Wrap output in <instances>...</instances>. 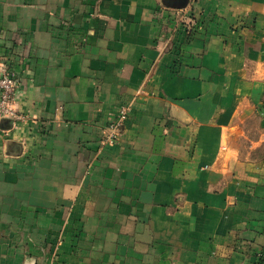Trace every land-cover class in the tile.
Returning <instances> with one entry per match:
<instances>
[{
    "label": "crops",
    "instance_id": "1",
    "mask_svg": "<svg viewBox=\"0 0 264 264\" xmlns=\"http://www.w3.org/2000/svg\"><path fill=\"white\" fill-rule=\"evenodd\" d=\"M177 1L0 0V264H264V0Z\"/></svg>",
    "mask_w": 264,
    "mask_h": 264
},
{
    "label": "built area",
    "instance_id": "2",
    "mask_svg": "<svg viewBox=\"0 0 264 264\" xmlns=\"http://www.w3.org/2000/svg\"><path fill=\"white\" fill-rule=\"evenodd\" d=\"M17 85L18 82L13 73H8L7 71L0 73V115L2 118H8L13 122L22 118V116L17 114L13 109ZM128 115L129 110L126 108H122L116 113L105 128L104 144L112 145L118 141Z\"/></svg>",
    "mask_w": 264,
    "mask_h": 264
},
{
    "label": "water",
    "instance_id": "3",
    "mask_svg": "<svg viewBox=\"0 0 264 264\" xmlns=\"http://www.w3.org/2000/svg\"><path fill=\"white\" fill-rule=\"evenodd\" d=\"M187 4V0H179L174 5L175 7H184Z\"/></svg>",
    "mask_w": 264,
    "mask_h": 264
}]
</instances>
